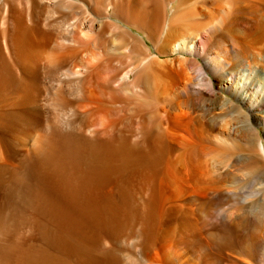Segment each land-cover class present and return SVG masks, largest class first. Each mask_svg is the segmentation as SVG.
Returning a JSON list of instances; mask_svg holds the SVG:
<instances>
[{"label":"bare ground","instance_id":"obj_1","mask_svg":"<svg viewBox=\"0 0 264 264\" xmlns=\"http://www.w3.org/2000/svg\"><path fill=\"white\" fill-rule=\"evenodd\" d=\"M0 264H264V0H0Z\"/></svg>","mask_w":264,"mask_h":264}]
</instances>
